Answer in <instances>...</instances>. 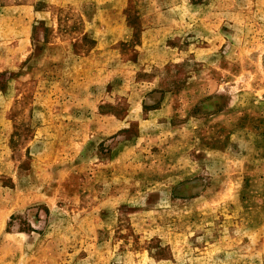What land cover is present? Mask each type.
Masks as SVG:
<instances>
[{
    "label": "rangeland",
    "instance_id": "obj_1",
    "mask_svg": "<svg viewBox=\"0 0 264 264\" xmlns=\"http://www.w3.org/2000/svg\"><path fill=\"white\" fill-rule=\"evenodd\" d=\"M0 264H264V0H0Z\"/></svg>",
    "mask_w": 264,
    "mask_h": 264
}]
</instances>
